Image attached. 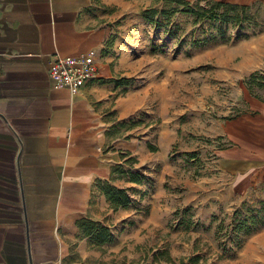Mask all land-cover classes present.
I'll list each match as a JSON object with an SVG mask.
<instances>
[{
  "label": "rangeland",
  "instance_id": "rangeland-1",
  "mask_svg": "<svg viewBox=\"0 0 264 264\" xmlns=\"http://www.w3.org/2000/svg\"><path fill=\"white\" fill-rule=\"evenodd\" d=\"M101 7L107 46L116 42L126 55L117 81L136 105L113 119L112 135L147 138L148 160L139 168L129 158L116 170L120 184H131L123 188L130 204L116 211L137 216L113 224L107 217L114 235L105 225L111 241L87 264H264V183L232 195L216 161L222 123L264 94V3Z\"/></svg>",
  "mask_w": 264,
  "mask_h": 264
},
{
  "label": "crops",
  "instance_id": "crops-1",
  "mask_svg": "<svg viewBox=\"0 0 264 264\" xmlns=\"http://www.w3.org/2000/svg\"><path fill=\"white\" fill-rule=\"evenodd\" d=\"M205 1L238 8L264 3ZM111 3L0 0V264H87L107 246L84 236L82 222L107 225L114 235L107 217L113 224L137 216L109 210L102 192L105 185L131 186L116 179L126 159L139 168L148 160L147 138L112 135L113 119H126L136 105L116 84L126 55L116 42L106 43L101 6ZM87 53L97 75L75 91L54 89L48 72L55 56ZM220 133L219 169L230 194L245 195L264 183V94L225 120Z\"/></svg>",
  "mask_w": 264,
  "mask_h": 264
},
{
  "label": "built area",
  "instance_id": "built-area-1",
  "mask_svg": "<svg viewBox=\"0 0 264 264\" xmlns=\"http://www.w3.org/2000/svg\"><path fill=\"white\" fill-rule=\"evenodd\" d=\"M97 73L94 55L87 53L78 57L55 56L48 76L54 89L65 88L75 91L94 78Z\"/></svg>",
  "mask_w": 264,
  "mask_h": 264
},
{
  "label": "trees",
  "instance_id": "trees-1",
  "mask_svg": "<svg viewBox=\"0 0 264 264\" xmlns=\"http://www.w3.org/2000/svg\"><path fill=\"white\" fill-rule=\"evenodd\" d=\"M116 84L120 85L118 81L116 82ZM130 181L139 183V179L136 175L131 176ZM106 187L107 186H104L102 188V192L104 193L106 200L110 203V208L113 211H116L119 208H125L130 204V198L129 195L126 193V190ZM79 227L82 230L83 235L90 236L91 240L94 241L96 244L100 245L111 241V235L108 229L97 223L84 221L80 224Z\"/></svg>",
  "mask_w": 264,
  "mask_h": 264
}]
</instances>
